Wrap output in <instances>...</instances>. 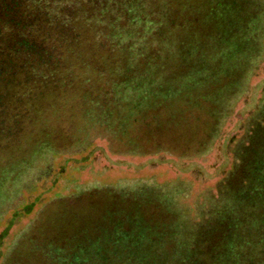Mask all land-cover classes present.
I'll return each mask as SVG.
<instances>
[{
    "label": "rangeland",
    "instance_id": "374dc122",
    "mask_svg": "<svg viewBox=\"0 0 264 264\" xmlns=\"http://www.w3.org/2000/svg\"><path fill=\"white\" fill-rule=\"evenodd\" d=\"M149 8L115 105L0 153V264H264V0Z\"/></svg>",
    "mask_w": 264,
    "mask_h": 264
},
{
    "label": "trees",
    "instance_id": "16d2710c",
    "mask_svg": "<svg viewBox=\"0 0 264 264\" xmlns=\"http://www.w3.org/2000/svg\"><path fill=\"white\" fill-rule=\"evenodd\" d=\"M150 4L0 0V153L8 155L10 165L30 163L48 147H63L57 148L55 132L46 125L61 109L77 107L90 121L96 107L116 104V88L135 75L132 26L156 21ZM6 168L0 166V177ZM98 258L117 261L105 251ZM127 264H133L130 257Z\"/></svg>",
    "mask_w": 264,
    "mask_h": 264
}]
</instances>
